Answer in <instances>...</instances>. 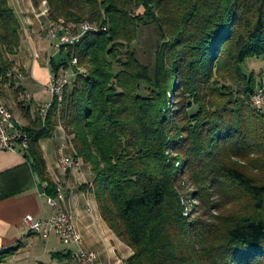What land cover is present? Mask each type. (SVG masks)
I'll use <instances>...</instances> for the list:
<instances>
[{"label":"trees","instance_id":"obj_1","mask_svg":"<svg viewBox=\"0 0 264 264\" xmlns=\"http://www.w3.org/2000/svg\"><path fill=\"white\" fill-rule=\"evenodd\" d=\"M44 1L51 22L106 28L51 60L55 75L74 58L85 74L45 119L18 104L24 157L45 195L58 190L41 143L61 127L94 174L83 189L133 253L127 264H264V115L246 70L264 60V0ZM151 27L161 41L146 65L132 45ZM21 43L0 0V104L23 94L13 60ZM16 252L2 250L0 264Z\"/></svg>","mask_w":264,"mask_h":264},{"label":"crops","instance_id":"obj_2","mask_svg":"<svg viewBox=\"0 0 264 264\" xmlns=\"http://www.w3.org/2000/svg\"><path fill=\"white\" fill-rule=\"evenodd\" d=\"M8 1L21 25V48L13 57L18 70H22L18 86L30 97L32 107L38 110L51 100L46 88L51 73L47 64L52 51L43 37L50 22L47 4L44 0ZM40 5L44 10L40 8L38 13ZM17 120L27 126L23 117ZM41 147L48 174L63 195V200L58 202L59 210L72 214L82 243L79 246L66 245L57 235L44 240L29 232L24 225L26 216L47 220L56 212L49 206V197L23 156L25 153L0 152V252L17 249L16 254L4 264H44L42 260L65 264L74 260L81 251L95 252L98 256L96 264H127L133 255L131 249L110 231L99 215L95 197L83 189L91 186L95 178L90 167L78 159V169L58 167L59 148H64L67 157H76L71 138L59 127L54 137L43 141Z\"/></svg>","mask_w":264,"mask_h":264},{"label":"built area","instance_id":"obj_3","mask_svg":"<svg viewBox=\"0 0 264 264\" xmlns=\"http://www.w3.org/2000/svg\"><path fill=\"white\" fill-rule=\"evenodd\" d=\"M97 28L99 27L88 22L87 25L61 28L57 25H53V22L50 21L43 33V37L52 51V56L47 64L48 68H50V62L53 58L60 55L63 51L67 52L69 48L75 47L84 32ZM68 63L67 69H62L59 75L50 73L47 88L50 90L52 97L50 101L43 104L40 108L42 109L43 119L46 118L50 110V104L55 101H62L65 90L72 84L74 76L81 74L72 64V60ZM17 77L21 78L22 76L20 73H17ZM25 98L30 100V97L26 95L22 98V101H24ZM250 103L259 110H263L264 113V80L259 81L257 88L251 96ZM16 138H18V134H13V126L9 124V119L5 117V114L0 111V152L20 154V152L17 151ZM61 150L65 165L69 166L71 169H78L80 166L78 160L67 157L63 147H61ZM58 191L61 193V200H63L62 192L60 190ZM47 202L49 206L55 210V215L47 220H37L31 216H26L24 218V225L28 228L29 232L44 240L54 234L66 245H81V236L70 230V220L63 218V216L59 214V208H54L52 198H47ZM97 258V254L93 251H81L74 260L67 261L65 264H96Z\"/></svg>","mask_w":264,"mask_h":264},{"label":"rangeland","instance_id":"obj_4","mask_svg":"<svg viewBox=\"0 0 264 264\" xmlns=\"http://www.w3.org/2000/svg\"><path fill=\"white\" fill-rule=\"evenodd\" d=\"M44 10V7L42 5L39 6V9L36 12H40L41 9ZM64 20V19H63ZM66 21V20H65ZM82 41V40H81ZM161 41L160 34L156 27H151L147 29H142L140 36L138 40L132 45V48L135 50L138 59L143 64H152L154 59V53ZM31 57H33L31 55ZM55 61H59V56L55 57ZM69 64V63H68ZM80 66V65H79ZM68 67V65H67ZM67 67L65 69H67ZM247 72L251 73L253 72L255 76L257 77V80L260 81L264 77V60L261 59H252L247 62ZM82 68V67H80ZM64 69V68H62ZM21 74V73H20ZM22 76V74H21ZM19 79V78H18ZM49 92L50 97L51 93L48 88H46ZM26 95L20 94L18 98L15 97V94H10L8 99L6 101L1 102V104L5 105L10 112L15 116V118L19 119L22 117L21 109L18 107L19 102H23L25 105L29 104L31 101L27 98L22 101V98ZM51 99V98H50ZM22 124H25L23 121H20ZM197 203L193 200L187 201L188 209H192L193 206H195ZM213 214H216L213 212ZM44 264H51V262H48L47 260H42ZM17 264H23V263H17ZM29 264V263H28Z\"/></svg>","mask_w":264,"mask_h":264},{"label":"bare ground","instance_id":"obj_5","mask_svg":"<svg viewBox=\"0 0 264 264\" xmlns=\"http://www.w3.org/2000/svg\"><path fill=\"white\" fill-rule=\"evenodd\" d=\"M53 25H57V26H59L61 28H72V27H77V26H81V25H87V22L69 23V22H66L63 19H60V20H58L56 22H53ZM101 30L103 32H106V28H104V27H103V29L97 28V29H92V30L84 32L81 35V39H80V41H78V44L81 42V40L87 34L98 33V32H101ZM72 64L74 65V67H76V69H78V72H80L82 75L85 74V70L83 68H80L77 59H75V58L72 59ZM263 80H264V77L261 79V81H263ZM52 104H50V108H51ZM252 107L259 114L264 115L263 110H259L255 106H252ZM0 111H1V113L5 114V117H7L9 119V124L13 126V134H18V138H16L17 151L20 152V153H25V151L29 147V139H28V136H27L26 131H25V125L22 124L21 122H19V120H17L15 118V116L10 112V110L5 105L0 104ZM40 114L42 116V109H40ZM58 158H59V160H58V167L59 168L71 169V168H69V166L65 165V163H64V158H63V154H62L61 148H59V150H58ZM52 201H53L54 208H59L58 202L61 201V193L58 192L57 193V199L52 198ZM59 214H61L63 216V218H66V219L70 220V230L72 232H74L75 234H78V232L76 231V229L74 227L72 214H70V213H68L66 211H63V210H59Z\"/></svg>","mask_w":264,"mask_h":264}]
</instances>
